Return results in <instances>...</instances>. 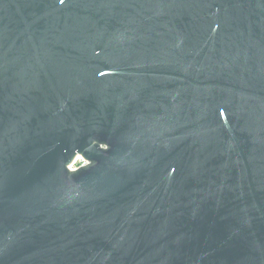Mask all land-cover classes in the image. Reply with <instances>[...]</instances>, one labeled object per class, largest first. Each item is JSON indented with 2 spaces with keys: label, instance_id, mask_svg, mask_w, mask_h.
Masks as SVG:
<instances>
[{
  "label": "water",
  "instance_id": "1",
  "mask_svg": "<svg viewBox=\"0 0 264 264\" xmlns=\"http://www.w3.org/2000/svg\"><path fill=\"white\" fill-rule=\"evenodd\" d=\"M0 264H264V0H0Z\"/></svg>",
  "mask_w": 264,
  "mask_h": 264
},
{
  "label": "built area",
  "instance_id": "2",
  "mask_svg": "<svg viewBox=\"0 0 264 264\" xmlns=\"http://www.w3.org/2000/svg\"><path fill=\"white\" fill-rule=\"evenodd\" d=\"M86 165V162H84L80 157L78 159H75L73 164L69 166L70 171H75L80 167H83Z\"/></svg>",
  "mask_w": 264,
  "mask_h": 264
},
{
  "label": "snow or ice",
  "instance_id": "3",
  "mask_svg": "<svg viewBox=\"0 0 264 264\" xmlns=\"http://www.w3.org/2000/svg\"><path fill=\"white\" fill-rule=\"evenodd\" d=\"M60 3L63 4L64 3V0H60Z\"/></svg>",
  "mask_w": 264,
  "mask_h": 264
},
{
  "label": "bare ground",
  "instance_id": "4",
  "mask_svg": "<svg viewBox=\"0 0 264 264\" xmlns=\"http://www.w3.org/2000/svg\"><path fill=\"white\" fill-rule=\"evenodd\" d=\"M79 157H77L76 159H78Z\"/></svg>",
  "mask_w": 264,
  "mask_h": 264
}]
</instances>
